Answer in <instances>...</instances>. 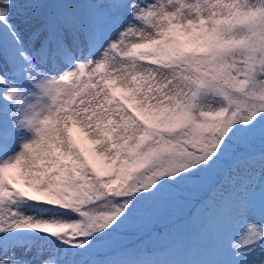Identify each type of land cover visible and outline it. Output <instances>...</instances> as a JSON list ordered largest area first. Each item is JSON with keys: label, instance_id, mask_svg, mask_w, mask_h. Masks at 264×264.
<instances>
[{"label": "snow or ice", "instance_id": "obj_1", "mask_svg": "<svg viewBox=\"0 0 264 264\" xmlns=\"http://www.w3.org/2000/svg\"><path fill=\"white\" fill-rule=\"evenodd\" d=\"M0 264H264V0H0Z\"/></svg>", "mask_w": 264, "mask_h": 264}, {"label": "trees", "instance_id": "obj_2", "mask_svg": "<svg viewBox=\"0 0 264 264\" xmlns=\"http://www.w3.org/2000/svg\"><path fill=\"white\" fill-rule=\"evenodd\" d=\"M194 228H195V223H191L189 225V231L194 230ZM170 230L172 232L171 226L168 224V222H165L162 225L155 223L152 227L151 233L147 236H144L143 241L145 243H155L154 242L155 237L161 239L162 238L161 236H164V239H161L158 244L171 243L175 240V237H173V235L170 234ZM154 235H157V236H154ZM129 239H130V242L132 243L140 242L136 239L135 235L132 233H129Z\"/></svg>", "mask_w": 264, "mask_h": 264}, {"label": "rangeland", "instance_id": "obj_3", "mask_svg": "<svg viewBox=\"0 0 264 264\" xmlns=\"http://www.w3.org/2000/svg\"><path fill=\"white\" fill-rule=\"evenodd\" d=\"M18 186H22V185H18ZM165 222H167V220H166V219H162L161 221H159V222H157V223H158L159 225H162V224L165 223ZM170 234L173 235V237H175L174 234H173V232H171V230H170ZM154 236H157V235H154ZM161 237H162L161 239H164V236H161ZM161 239L155 237V239H154L155 244H158L159 241H160Z\"/></svg>", "mask_w": 264, "mask_h": 264}]
</instances>
